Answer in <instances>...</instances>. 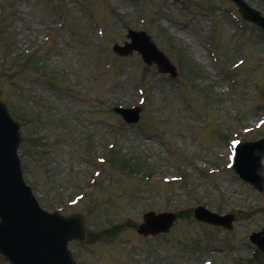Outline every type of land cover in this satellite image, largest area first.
<instances>
[{
	"label": "rangeland",
	"instance_id": "rangeland-1",
	"mask_svg": "<svg viewBox=\"0 0 264 264\" xmlns=\"http://www.w3.org/2000/svg\"><path fill=\"white\" fill-rule=\"evenodd\" d=\"M227 8V0H0V96L31 121L21 126L19 154L43 207L57 209L81 192L95 156L115 152V159L118 152L136 171L103 164L94 188L64 208L84 216L86 239L70 243L80 264H264L247 243L264 225V191L225 167L235 133L264 132V124L255 127L264 118V33L243 23L232 37L236 21ZM189 13L199 27L217 28L207 40L216 60L194 22L186 27ZM128 25L146 28L172 60L183 62L175 79L136 53L111 51ZM24 54L33 57L34 70L4 69L7 57ZM239 56L236 86L229 64ZM136 104L139 121L123 125L113 108ZM220 164L222 171L208 172ZM172 174L183 176L182 184L163 181ZM198 203L233 210L231 232L197 222L189 209ZM147 209L178 218L167 234L143 238L135 227ZM0 264L8 263L0 256Z\"/></svg>",
	"mask_w": 264,
	"mask_h": 264
},
{
	"label": "water",
	"instance_id": "water-1",
	"mask_svg": "<svg viewBox=\"0 0 264 264\" xmlns=\"http://www.w3.org/2000/svg\"><path fill=\"white\" fill-rule=\"evenodd\" d=\"M238 3L245 17L264 27V19L261 20L240 1ZM140 40L145 46L143 51L154 53L146 37L141 36ZM132 47L140 51L142 49V45L135 43ZM126 50L130 49L126 48L123 52ZM154 54L162 59L159 53ZM135 112L130 113L132 115L127 120L135 121ZM18 141L17 126L0 106V250L13 264H74L66 244L69 240L83 238L81 218L46 214L37 208L20 179L15 156ZM259 159L260 156L252 161L247 152H240L236 165L242 176L254 182L257 187L261 176L257 170ZM196 215L211 221L210 217L201 214L200 209L196 211ZM145 226L146 224L141 225L140 231H146ZM255 239L264 240L258 236Z\"/></svg>",
	"mask_w": 264,
	"mask_h": 264
}]
</instances>
